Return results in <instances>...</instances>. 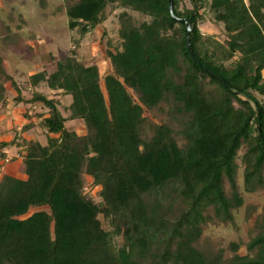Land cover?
Wrapping results in <instances>:
<instances>
[{"label":"trees","instance_id":"obj_1","mask_svg":"<svg viewBox=\"0 0 264 264\" xmlns=\"http://www.w3.org/2000/svg\"><path fill=\"white\" fill-rule=\"evenodd\" d=\"M66 1L80 40L53 73L30 77V99L0 57V81L12 83L17 105L31 106L28 123L0 142V162L18 147L26 176L0 179V264H264V231L246 256L232 244L230 260L196 246L211 212L233 222L243 204L236 175L244 146L245 190L264 187V102L255 97L264 96V0H173L175 15L192 24L197 62L169 0ZM111 7L121 11L122 45L108 52L113 70L101 78L76 49ZM205 9L224 24L225 41L202 33ZM67 96L66 116L59 108ZM0 101L8 105L3 86ZM171 102L188 115L183 128L161 124L144 139L146 110ZM37 106L47 111L31 114ZM70 121L86 135L68 129ZM36 128L46 145L27 138ZM87 178L99 202L86 192Z\"/></svg>","mask_w":264,"mask_h":264},{"label":"rangeland","instance_id":"obj_2","mask_svg":"<svg viewBox=\"0 0 264 264\" xmlns=\"http://www.w3.org/2000/svg\"><path fill=\"white\" fill-rule=\"evenodd\" d=\"M66 5V0H0V57L4 60L6 72L14 78L26 99H30L34 91L29 84L30 77L43 71L53 73L57 68V62L70 55L75 48V42L80 40L78 32L71 31L68 27ZM108 11V21L103 26L90 31L76 49L84 65H96L99 68L101 78L113 70L108 52L114 53L122 45L118 35L120 28L118 15L121 11L113 7ZM203 12L205 20L200 25L202 33L215 35L220 41H225L227 37L224 24L216 22L213 14L208 10L205 9ZM133 15L138 20L142 19L139 14ZM0 86L4 87L8 100L6 107L0 101V140L9 142L13 140L15 131L28 123L24 113L31 106L17 105L14 102L17 92L11 82L1 80ZM102 87L105 91L104 82ZM40 91L53 94L44 86ZM133 95L138 99L137 94L133 92ZM255 97L264 102V96L255 94ZM71 102L70 96L61 98L59 109L63 115L67 116L66 108ZM46 111L41 106H37L31 109V114ZM144 116L146 117L142 129L144 139H150L156 127L161 124H167L177 132L183 128L188 119V115L178 109L174 102L162 103L161 107L155 110H146ZM66 126L81 137L86 135L85 126L79 121L67 122ZM27 138L36 139L42 145L47 143L46 134L40 128H36ZM178 140L180 144L184 143L181 137ZM246 151L247 146H244L239 152L237 161L239 168L236 181L238 193L243 201L242 206L232 210L233 222L220 221L211 212L212 220L203 225L202 236L196 244L202 250H223L227 260L234 256L231 250L232 244L241 245L238 254L246 256L249 254L246 244L264 231V187L254 193L246 192L245 165L240 159ZM14 157H18V161L21 160L18 147L9 150L8 163L0 162V179L3 175L15 177L23 174L22 164L12 161ZM90 183V178H87L86 192L99 202L97 190L92 191L88 187ZM225 189L231 196L232 191L228 183ZM102 221L104 222L103 218ZM118 243L122 246L124 240L119 238Z\"/></svg>","mask_w":264,"mask_h":264},{"label":"water","instance_id":"obj_3","mask_svg":"<svg viewBox=\"0 0 264 264\" xmlns=\"http://www.w3.org/2000/svg\"><path fill=\"white\" fill-rule=\"evenodd\" d=\"M169 9H170V13H171L172 18L176 22L185 24L187 26V30H188V32H187V41H186L187 42V47H188V50H189V53H190L191 57L197 62V59L195 58V55H194V52H193V48H192L191 43H190V37H191L192 31H193V27H192L191 22L189 20H187V19L178 18L175 15L173 0H169Z\"/></svg>","mask_w":264,"mask_h":264},{"label":"crops","instance_id":"obj_4","mask_svg":"<svg viewBox=\"0 0 264 264\" xmlns=\"http://www.w3.org/2000/svg\"><path fill=\"white\" fill-rule=\"evenodd\" d=\"M3 140H0V142H2ZM4 142H8V141H4ZM10 142V141H9ZM12 149V148H11ZM9 150L10 149H8V150H6V152H7V154H8V152H9ZM16 163H18V164H22V160H19V161H17ZM16 178H18V179H22V180H24L25 178L24 177H26L24 174H21V176H15Z\"/></svg>","mask_w":264,"mask_h":264},{"label":"built area","instance_id":"obj_5","mask_svg":"<svg viewBox=\"0 0 264 264\" xmlns=\"http://www.w3.org/2000/svg\"><path fill=\"white\" fill-rule=\"evenodd\" d=\"M9 161H10L9 159L6 160L7 163H8Z\"/></svg>","mask_w":264,"mask_h":264}]
</instances>
